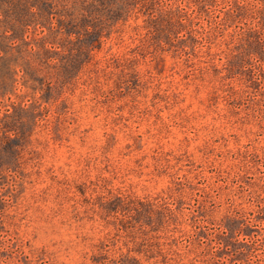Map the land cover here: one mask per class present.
<instances>
[{
	"label": "rangeland",
	"instance_id": "374dc122",
	"mask_svg": "<svg viewBox=\"0 0 264 264\" xmlns=\"http://www.w3.org/2000/svg\"><path fill=\"white\" fill-rule=\"evenodd\" d=\"M0 264H264V0H0Z\"/></svg>",
	"mask_w": 264,
	"mask_h": 264
}]
</instances>
